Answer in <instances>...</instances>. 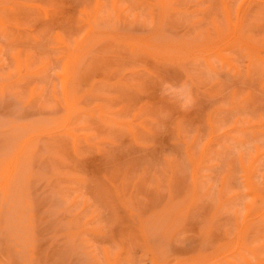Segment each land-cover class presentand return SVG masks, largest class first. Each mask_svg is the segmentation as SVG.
I'll use <instances>...</instances> for the list:
<instances>
[{
	"label": "rangeland",
	"instance_id": "rangeland-1",
	"mask_svg": "<svg viewBox=\"0 0 264 264\" xmlns=\"http://www.w3.org/2000/svg\"><path fill=\"white\" fill-rule=\"evenodd\" d=\"M0 264H264V0H0Z\"/></svg>",
	"mask_w": 264,
	"mask_h": 264
}]
</instances>
